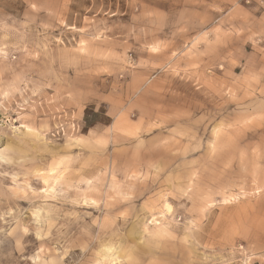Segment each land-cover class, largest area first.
I'll use <instances>...</instances> for the list:
<instances>
[{
  "label": "rangeland",
  "instance_id": "374dc122",
  "mask_svg": "<svg viewBox=\"0 0 264 264\" xmlns=\"http://www.w3.org/2000/svg\"><path fill=\"white\" fill-rule=\"evenodd\" d=\"M0 264H264V0H0Z\"/></svg>",
  "mask_w": 264,
  "mask_h": 264
},
{
  "label": "bare ground",
  "instance_id": "6f19581e",
  "mask_svg": "<svg viewBox=\"0 0 264 264\" xmlns=\"http://www.w3.org/2000/svg\"><path fill=\"white\" fill-rule=\"evenodd\" d=\"M165 209H166L167 212H169V206L168 205L165 206Z\"/></svg>",
  "mask_w": 264,
  "mask_h": 264
}]
</instances>
